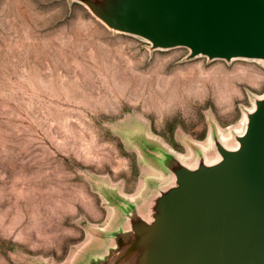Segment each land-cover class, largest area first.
<instances>
[{
    "label": "rangeland",
    "instance_id": "1",
    "mask_svg": "<svg viewBox=\"0 0 264 264\" xmlns=\"http://www.w3.org/2000/svg\"><path fill=\"white\" fill-rule=\"evenodd\" d=\"M150 52L68 0H0V264H74L163 175L154 140L188 160L240 131L264 93L257 61Z\"/></svg>",
    "mask_w": 264,
    "mask_h": 264
},
{
    "label": "water",
    "instance_id": "2",
    "mask_svg": "<svg viewBox=\"0 0 264 264\" xmlns=\"http://www.w3.org/2000/svg\"><path fill=\"white\" fill-rule=\"evenodd\" d=\"M150 52L264 64V0H68ZM240 131L191 160L154 140L142 154L163 178L138 199L110 194L117 217L74 264H264V93Z\"/></svg>",
    "mask_w": 264,
    "mask_h": 264
},
{
    "label": "bare ground",
    "instance_id": "3",
    "mask_svg": "<svg viewBox=\"0 0 264 264\" xmlns=\"http://www.w3.org/2000/svg\"><path fill=\"white\" fill-rule=\"evenodd\" d=\"M220 135H221V137H222L223 140H226V136L221 131H220Z\"/></svg>",
    "mask_w": 264,
    "mask_h": 264
}]
</instances>
